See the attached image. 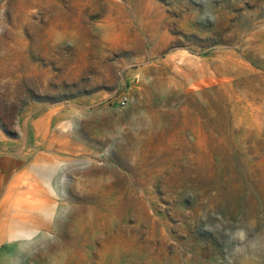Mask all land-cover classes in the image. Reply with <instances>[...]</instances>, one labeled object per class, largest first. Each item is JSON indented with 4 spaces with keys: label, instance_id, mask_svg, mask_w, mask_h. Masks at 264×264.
I'll return each instance as SVG.
<instances>
[{
    "label": "rangeland",
    "instance_id": "obj_1",
    "mask_svg": "<svg viewBox=\"0 0 264 264\" xmlns=\"http://www.w3.org/2000/svg\"><path fill=\"white\" fill-rule=\"evenodd\" d=\"M1 44L3 198L49 147L22 115L58 108L85 138L96 119L107 142L90 140L93 158L124 167L127 215L144 231L137 264H264V0H0ZM3 60L58 73L22 87ZM204 60L227 84L195 85L209 77ZM119 139L131 146L121 155ZM40 243L10 264H35ZM67 264L99 260L78 251Z\"/></svg>",
    "mask_w": 264,
    "mask_h": 264
},
{
    "label": "bare ground",
    "instance_id": "obj_2",
    "mask_svg": "<svg viewBox=\"0 0 264 264\" xmlns=\"http://www.w3.org/2000/svg\"><path fill=\"white\" fill-rule=\"evenodd\" d=\"M0 46L4 48L2 44ZM203 62L209 70V77L204 84L198 83L196 86L227 84L223 77L211 71L208 61ZM1 63L2 73L10 76L7 79H20L22 87L30 83L47 86L58 73L57 69L44 60L39 65L31 64L27 67L29 72L16 69L12 64L8 67L4 60ZM217 68L223 74L229 72L221 67ZM41 70L43 76L40 75ZM121 100L120 98L119 104ZM58 111V108H50L36 117L31 113H22L20 125L41 134L43 139L48 140L49 147L36 155L29 168L15 175L4 198L3 184L12 173V168L0 158V246L7 245L6 249L0 250V264L15 262L29 247L37 246L39 242L45 246L32 257L35 264H50L48 255L52 251L58 264H67L78 251L90 257L97 256L99 264H121L126 259H132L137 264L139 242L144 231L139 223L127 215L124 180L121 178L124 167L117 159L118 166L111 169L93 158L97 146L90 140H96L101 145L107 142L106 138L96 136L100 133L99 127L95 125L96 119L87 121L88 137L85 138L81 135L80 128L76 132L72 131L68 119L57 120ZM53 124L58 125V128L51 129ZM124 142L119 139L113 152L119 155L126 152V148L131 146ZM8 145L9 141L0 133V149ZM130 154L138 167L137 150H131ZM77 163L85 165L77 166Z\"/></svg>",
    "mask_w": 264,
    "mask_h": 264
},
{
    "label": "clouds",
    "instance_id": "obj_3",
    "mask_svg": "<svg viewBox=\"0 0 264 264\" xmlns=\"http://www.w3.org/2000/svg\"><path fill=\"white\" fill-rule=\"evenodd\" d=\"M241 235H243V234L241 233Z\"/></svg>",
    "mask_w": 264,
    "mask_h": 264
}]
</instances>
